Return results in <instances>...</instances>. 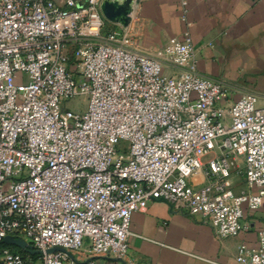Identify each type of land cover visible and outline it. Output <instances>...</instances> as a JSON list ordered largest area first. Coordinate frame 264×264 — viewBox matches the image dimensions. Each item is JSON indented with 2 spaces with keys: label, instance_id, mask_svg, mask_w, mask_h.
Instances as JSON below:
<instances>
[{
  "label": "built area",
  "instance_id": "obj_1",
  "mask_svg": "<svg viewBox=\"0 0 264 264\" xmlns=\"http://www.w3.org/2000/svg\"><path fill=\"white\" fill-rule=\"evenodd\" d=\"M107 1L0 0V264H143L153 201L221 240L264 208V100L200 75L188 23L154 55L108 31ZM236 260L264 264V229Z\"/></svg>",
  "mask_w": 264,
  "mask_h": 264
},
{
  "label": "crops",
  "instance_id": "obj_2",
  "mask_svg": "<svg viewBox=\"0 0 264 264\" xmlns=\"http://www.w3.org/2000/svg\"><path fill=\"white\" fill-rule=\"evenodd\" d=\"M188 1L187 22L182 18L180 0L131 3L141 22L139 42L160 50L171 38H181L188 23L200 75L227 84L233 102L246 92L257 94L262 102L264 0ZM136 47L140 48L138 42ZM159 50L150 53L154 55ZM244 222L250 230L221 240L203 217L177 212L165 202L153 201L146 211L132 217L130 255L143 264H239L236 256L240 244L258 246L259 231L264 229V208L248 211ZM98 263L127 264L112 258Z\"/></svg>",
  "mask_w": 264,
  "mask_h": 264
},
{
  "label": "rangeland",
  "instance_id": "obj_3",
  "mask_svg": "<svg viewBox=\"0 0 264 264\" xmlns=\"http://www.w3.org/2000/svg\"><path fill=\"white\" fill-rule=\"evenodd\" d=\"M107 2L114 3L116 5V8L113 9V13L115 14L114 19L109 18L106 12L103 13V17L108 23L107 26L108 31L115 32L120 35L125 34L131 36L134 44H137L138 42V45L140 47L139 50L145 52L146 54H151L150 52L155 53L157 50H159V48H157L158 46L146 47L143 44H141V42H139L142 31L140 18L138 16L139 13L138 10L136 9V6L131 8V3L135 5V0H108ZM125 3H127L129 7L128 6L126 7L124 5ZM104 7H105V3H104ZM119 7L123 8V11L126 10L127 12L128 10L129 12L125 13L119 11L118 10ZM165 46H163L161 49H163ZM168 60H170V58H168ZM165 72L167 74H170L171 68H166ZM75 104L77 106H80L81 109H84V100L82 98L75 100Z\"/></svg>",
  "mask_w": 264,
  "mask_h": 264
},
{
  "label": "water",
  "instance_id": "obj_4",
  "mask_svg": "<svg viewBox=\"0 0 264 264\" xmlns=\"http://www.w3.org/2000/svg\"><path fill=\"white\" fill-rule=\"evenodd\" d=\"M116 8V5L114 3H108L106 2L105 3V7L103 6V13L106 12V14L108 15L109 18H112L114 19L115 18V14L113 13V9ZM119 11L121 12H125V13H128L129 11L126 10L123 11V8L119 7L118 8ZM118 15V14H116ZM5 244H13V245H17L19 246L20 248H25L26 247V244L22 241H14L12 238H6L5 241H4Z\"/></svg>",
  "mask_w": 264,
  "mask_h": 264
}]
</instances>
